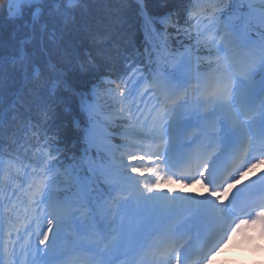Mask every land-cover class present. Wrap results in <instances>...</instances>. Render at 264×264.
<instances>
[{
	"label": "snow or ice",
	"instance_id": "1",
	"mask_svg": "<svg viewBox=\"0 0 264 264\" xmlns=\"http://www.w3.org/2000/svg\"><path fill=\"white\" fill-rule=\"evenodd\" d=\"M154 2L114 10L138 48L89 0H0V264H211L264 219V0Z\"/></svg>",
	"mask_w": 264,
	"mask_h": 264
},
{
	"label": "trees",
	"instance_id": "2",
	"mask_svg": "<svg viewBox=\"0 0 264 264\" xmlns=\"http://www.w3.org/2000/svg\"><path fill=\"white\" fill-rule=\"evenodd\" d=\"M171 5H165L160 0H155L153 3V10L159 14H163L168 10ZM118 7V0H89L88 10L86 14L80 19L79 23L91 29L92 32H105V31H122L127 33L136 45L141 47L143 42V33L138 29L136 22L131 17L126 18L123 21L115 19L118 15L115 13V9ZM0 40L7 41V29L0 32ZM103 72L115 71V67H104ZM98 72L96 75H99ZM95 79L92 75H80L73 78V84L78 87L90 86L91 81ZM51 133L53 135L59 134L58 139L61 141L60 146L70 144L73 145L75 141V135L70 128L68 121L63 117L58 118L50 126Z\"/></svg>",
	"mask_w": 264,
	"mask_h": 264
},
{
	"label": "clouds",
	"instance_id": "3",
	"mask_svg": "<svg viewBox=\"0 0 264 264\" xmlns=\"http://www.w3.org/2000/svg\"><path fill=\"white\" fill-rule=\"evenodd\" d=\"M246 235V231L242 228L240 231H238L237 233H234L231 240L229 241V243H233L237 238H242L244 240ZM250 235H252L253 237H255L257 235L256 232H252ZM261 244H264V239H260L259 241ZM211 264H249V262L246 261H241L238 260L236 258H228V257H224L221 259H216L215 261H212Z\"/></svg>",
	"mask_w": 264,
	"mask_h": 264
},
{
	"label": "rangeland",
	"instance_id": "4",
	"mask_svg": "<svg viewBox=\"0 0 264 264\" xmlns=\"http://www.w3.org/2000/svg\"><path fill=\"white\" fill-rule=\"evenodd\" d=\"M197 187H199V186H197ZM199 188H196V189H192V187H190L188 190H186V191H197Z\"/></svg>",
	"mask_w": 264,
	"mask_h": 264
}]
</instances>
